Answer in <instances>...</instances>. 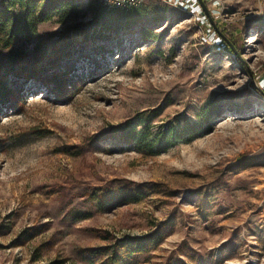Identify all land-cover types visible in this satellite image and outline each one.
<instances>
[{"label": "rangeland", "instance_id": "374dc122", "mask_svg": "<svg viewBox=\"0 0 264 264\" xmlns=\"http://www.w3.org/2000/svg\"><path fill=\"white\" fill-rule=\"evenodd\" d=\"M20 39L26 77L0 105V264H264V0H76ZM55 71L75 93L44 84ZM128 121L139 141L95 138ZM148 235L144 252L122 243Z\"/></svg>", "mask_w": 264, "mask_h": 264}, {"label": "trees", "instance_id": "16d2710c", "mask_svg": "<svg viewBox=\"0 0 264 264\" xmlns=\"http://www.w3.org/2000/svg\"><path fill=\"white\" fill-rule=\"evenodd\" d=\"M90 2L91 5L94 4V0H90ZM203 2L201 1L202 4ZM75 8L76 0H0V105L17 100L16 94L10 87L9 80L11 78L26 77L27 65L24 63V60L27 55L24 51L15 48V45L22 41L20 37L35 35L39 24L55 17H66ZM100 21H102L101 18L96 14L91 21L85 24L86 27L92 25L97 26L100 24ZM221 36L226 40L224 34H221ZM73 38L75 37L65 34L54 45V62H58L64 56L71 55L68 48L72 45ZM100 38L102 36H94L89 39L87 35H84L83 40H86L90 44ZM226 45L231 51L237 52L233 44H230L229 41H226ZM43 82L47 86H52L56 95L59 97L73 93L78 88V85L71 84L72 81L69 79V75H65L60 71H55L49 79ZM104 136H113L123 141L134 142L139 141L142 137V132L138 131V125L128 121L115 127L112 131L103 135L100 134L99 137L96 136L95 138ZM162 138L163 140H160L159 148L161 152H164L169 148V144L174 142V139L169 138L168 131L162 133ZM125 196L126 193L123 191L110 199L102 196L101 201L107 203L110 200L115 201ZM157 240V236L148 235L138 238H128L122 243L132 245L138 252H144ZM89 252L91 254H98L100 252H106V249H91ZM111 258L112 263L120 260L121 254L117 247L112 250Z\"/></svg>", "mask_w": 264, "mask_h": 264}, {"label": "built area", "instance_id": "2783aa9c", "mask_svg": "<svg viewBox=\"0 0 264 264\" xmlns=\"http://www.w3.org/2000/svg\"><path fill=\"white\" fill-rule=\"evenodd\" d=\"M104 1H105V3L107 4L110 0H104ZM124 1H126V0H124ZM124 1H123V0H120V3L123 4Z\"/></svg>", "mask_w": 264, "mask_h": 264}]
</instances>
